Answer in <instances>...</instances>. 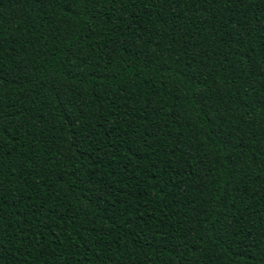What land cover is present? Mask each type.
I'll return each mask as SVG.
<instances>
[{
  "label": "trees",
  "instance_id": "trees-1",
  "mask_svg": "<svg viewBox=\"0 0 264 264\" xmlns=\"http://www.w3.org/2000/svg\"><path fill=\"white\" fill-rule=\"evenodd\" d=\"M0 264H264V0H0Z\"/></svg>",
  "mask_w": 264,
  "mask_h": 264
}]
</instances>
